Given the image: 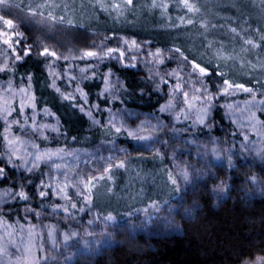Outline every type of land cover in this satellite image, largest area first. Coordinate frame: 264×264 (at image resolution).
<instances>
[{
  "label": "rangeland",
  "instance_id": "rangeland-1",
  "mask_svg": "<svg viewBox=\"0 0 264 264\" xmlns=\"http://www.w3.org/2000/svg\"><path fill=\"white\" fill-rule=\"evenodd\" d=\"M161 1L168 5L174 4L172 8L175 11L181 10L187 20L194 19L195 25L199 22L207 23L205 41L212 47L218 46L214 55L231 57L221 62L222 72L226 74L227 79L233 83H242L241 77L248 78L255 86L260 84V88L264 89V68L260 66L259 59L255 57V47L245 43L247 40H252L254 44H257L264 37V0H212L214 4H210V0H190L200 9L196 17L180 5V0H156L157 4ZM9 2L18 5V7H13L14 12L24 19L23 23L27 27L37 25L36 23H39L37 26L42 29L48 26L49 9H43L44 17L36 16V22L28 16L30 7L35 10L36 5L45 3V0H9ZM50 2L59 5L51 10L52 15L57 17L55 22L63 16V21L67 23L71 21L69 25H73L74 28L95 35H98L99 31L107 32L115 27L131 31L146 28L147 26L139 27L138 23L146 25L153 15L152 22L154 19H161L157 8L151 7L152 0H134L131 9L125 10L124 15L118 18L114 11H102L98 6V0H50ZM99 2L110 6L112 3H122V0H99ZM205 11L214 16L201 18ZM4 13L8 12L4 11ZM10 13H13L12 9ZM20 13H24V16ZM233 28L236 32L231 31ZM161 31L159 28L154 31L157 39L162 38L159 36ZM9 32L11 34V30ZM224 33H226L225 37ZM180 36L190 43L193 33L187 28ZM180 36L174 34L175 38H180ZM221 37L223 39L220 40ZM79 38L84 37L79 36ZM127 41L128 44L123 43L127 46L126 53L135 52L134 57L144 58V61L133 59L135 66L147 67L149 64L156 68L157 61L161 60L159 57L148 53L145 48L133 46L132 40ZM136 45L139 44L136 43ZM17 50L20 51L19 47ZM12 55L2 43L0 67L7 63L8 67L14 70L16 64L24 60L6 59ZM49 59L51 61L48 62L46 69L49 74L50 72L56 74L51 76L58 78L56 64L52 62L53 57ZM13 70L0 72V93L7 95L6 89L9 83L16 93H19L21 88L28 89L32 93L31 84L13 81L10 75ZM80 70L81 68H77L75 72L73 66H68L65 71L66 78L71 80V77H75L78 80L82 74ZM6 75L9 78L1 79ZM240 93L243 91L239 90L237 94ZM253 95L255 100H253ZM228 97L230 96L227 95L226 99H229ZM15 100L16 103L13 106L17 110L7 118L9 123L19 120L20 125H24V118H28L27 125L24 127L12 123L10 129L9 138L19 137L22 142L19 154L25 155V150L29 154H35L37 151L55 152L32 147L35 144L28 137V133L37 134L38 129L43 130L44 133L48 130L56 132L52 130L58 128L56 121L49 123L48 113L47 115L35 113L36 127L33 129V110L26 107L21 115L20 96L17 95ZM261 100H264V96H256L254 91L252 95L242 97L236 102H228L231 108L224 106L227 108L225 129L220 122L211 117V114L207 121L208 126L195 123V110L189 111L184 104L179 106L174 117L169 114L172 108L167 111L169 118L173 120L171 124H167V127H164V120L161 116H144L128 111L107 113L104 121L105 127L115 125L113 128H121L120 132H125V135L128 131H132L137 135L151 136L152 139L141 141L132 137V154L126 146L108 143L99 146L101 150L72 151L68 154L60 152L62 159L53 157L52 161L39 162V167H44V179H41L38 184V196L41 188L44 187V190L48 191L52 199L50 214L28 210L25 213L29 216L10 223L5 217L6 212L0 209V264H74L81 255L98 256L104 249L114 246L115 240L110 229L122 223L130 227L128 228L132 230L131 235L143 234L149 239L177 235L181 233V223L174 210L183 208L182 216L185 217L188 216L186 210L192 213L195 205L186 201L184 192L197 184L210 186L214 196L222 198L230 187V179H234L238 182L246 199L264 195V105L259 104ZM249 101L252 103H247ZM253 112L255 119L252 118ZM101 113L98 115L95 112L91 113L93 126L100 121ZM185 114L188 116L187 119H185ZM39 118L42 120L40 121ZM1 124L5 129L3 119H0ZM42 125H48V127L43 128ZM16 127H18V133L14 134L13 129ZM142 127L143 130H141ZM214 127L222 133L215 134L212 131ZM199 132L203 135L199 136ZM131 155L134 157L125 161L126 156ZM165 158H168L169 164L165 162ZM160 160H163V163ZM120 161H124V168L116 166ZM15 163L21 162L15 161ZM31 163L30 159L29 166ZM57 163L61 165L60 169L53 166ZM109 165H111V171L105 172V168ZM220 167L228 170L229 178L224 181H219L216 175V170ZM240 168L245 173L247 172L246 181H243L242 175L237 177L235 174ZM182 171H187L188 182L182 178ZM169 175L177 180L179 192L171 184ZM101 176L103 179H100ZM88 178H92V183L89 185L91 188L90 203L83 198L89 193L79 183L80 180L87 182ZM48 184H51L52 188H48ZM65 184L68 185L67 188L64 187ZM57 186L63 188L70 199H64L63 192L58 191ZM222 187L226 190L222 191ZM20 190V186L14 192L0 189V208L5 204L15 202L18 197L16 193ZM78 190L81 195H77ZM5 192H11L12 195L4 197ZM79 201L84 205L78 207ZM153 202L157 203L158 211L150 207ZM72 204L76 207L72 208ZM87 204L89 207L86 206ZM65 208L67 212L64 211ZM109 214L115 217V222L105 220ZM41 215L46 219H40L36 224L33 219ZM78 221L79 225H77ZM62 224L65 227H61ZM72 233H76V236L65 243L64 236ZM86 244L87 247H85ZM255 260L246 262L251 264Z\"/></svg>",
  "mask_w": 264,
  "mask_h": 264
},
{
  "label": "trees",
  "instance_id": "trees-1",
  "mask_svg": "<svg viewBox=\"0 0 264 264\" xmlns=\"http://www.w3.org/2000/svg\"><path fill=\"white\" fill-rule=\"evenodd\" d=\"M210 1V4H214L215 0ZM160 3L163 2L158 4ZM173 5H170L166 13L161 8H157L161 19L156 16L158 19L152 22L153 15L146 25L138 23L139 27L147 26L146 28L131 31L115 27L107 32L99 31L98 35L82 32L73 25L59 20L48 21L45 29L37 26L39 23L27 27L23 23L24 19L16 15L14 8H12L13 13L10 14L0 11V15L12 19L18 26L16 30L23 34L19 49L28 47L32 49L31 55L17 63L10 73L13 81L31 84L32 93L36 97L35 113L44 115L48 113L50 115L47 116L48 122L56 121L58 126L56 132L48 130L44 133L43 130L38 129L37 134L28 133V137L38 149L55 152L62 149L61 153L68 154L72 151L101 150L99 146L115 143L126 146L132 154L133 138L125 135L123 131L117 133L112 126H104L107 113L128 111L144 116H161L164 127H167V124H171L173 120L169 118L167 111L161 112L160 109L171 100L175 106L169 114L174 117L176 110L183 104L179 93L173 95L177 82L181 83L184 91L189 92V98L196 94V88L201 87V80L209 86L214 96L216 95L217 86H220L222 81L216 72H222L223 67L221 63L223 59L219 58V55H214L218 46L209 47L205 41L207 29L202 25L207 23L199 22L195 25L193 22L190 24L193 27H190L189 20L183 16L184 13L181 10L175 11ZM197 13L192 14L196 17ZM20 15L24 16V13ZM28 16L36 22L35 17ZM213 16L214 14L205 11L201 18ZM3 27V23L0 22V28ZM158 28L162 30L159 35L161 39L154 36V31ZM187 28L193 33L190 43L180 36ZM174 34H178L180 38H175ZM225 35L226 33L224 37ZM79 36L84 38L80 39ZM124 40H135L148 53L154 54L159 49V58L163 63L157 61L156 68L149 64L147 67L131 66L136 65L133 59L144 61V58L134 57L135 52L127 54L125 49L127 46L123 45ZM0 41L2 44V38ZM257 44L260 47H255V57L264 68V39ZM44 47L55 51L61 57L60 59L53 57L54 61H52L56 64L58 78L51 76L46 69L48 62L51 61L50 56L39 55ZM109 47L123 51V59H118V53H113V57H105L104 52ZM175 49H180V52H176ZM84 51H97L102 59H80ZM181 53L188 59L184 60ZM66 56L67 60L64 59ZM193 60L208 68L212 73L211 76L200 77L198 70L194 73L191 65ZM216 65H219L218 69ZM68 66H73L75 72L77 68L86 71L78 80H68L65 73ZM29 76L31 81L28 79ZM177 76L181 78L177 80ZM4 77L1 79L9 78L7 75ZM241 79L246 87L252 88L253 93L255 91L256 96H264V89L260 88V84L255 86L250 79L243 77ZM53 81L60 89L59 92L51 87ZM106 87L107 91H105ZM77 88L82 89L86 94L87 103L81 93L77 92ZM238 91L229 94L230 100L226 99L225 95H219L212 102L211 117L220 122L223 129L227 127L225 121L227 108L224 106L253 94L247 92L237 94ZM65 95L75 99L66 100L63 98ZM81 106L84 111L80 110ZM45 109L48 112H45ZM89 112H95L96 115L102 112L97 125H92L91 116L87 114ZM17 129L18 127L13 129L14 134L18 133ZM218 130L216 127L212 129L215 134L222 133ZM201 135L203 133L199 132V136ZM3 137L4 127L1 124L0 167L5 168L6 176L0 179V189L14 192L20 186L29 197L27 201L17 197L12 204H5L0 208L6 212L7 221L12 223L13 220L29 216L25 213L28 210L50 214L52 199L48 191L46 192L43 187L40 190L47 194L43 198L38 196V184L44 179V167H38L32 173L10 167L6 159L8 147ZM132 157L134 155L126 156L125 161ZM160 161L163 163V160ZM165 162L169 164L168 158H165ZM235 174L237 177L242 175L243 181H246L247 172L245 173L242 168L237 169ZM216 175L219 181L229 178L225 167L218 168ZM230 182V187L222 198H216L211 187L206 184H197L185 190L186 201L193 203L195 208L187 217L182 216L183 208L179 210L181 233L149 239L143 234L131 235L130 227L122 223L110 229L115 240L113 247L104 249L95 257L81 255L74 264H243L257 257H264V195L246 199L238 182L234 179H230ZM83 205L81 201L78 202V207ZM86 206L89 207L88 204ZM40 219L46 218L41 215L33 220L36 223ZM77 223L80 224L79 221ZM61 227H65L64 224Z\"/></svg>",
  "mask_w": 264,
  "mask_h": 264
},
{
  "label": "snow or ice",
  "instance_id": "snow-or-ice-1",
  "mask_svg": "<svg viewBox=\"0 0 264 264\" xmlns=\"http://www.w3.org/2000/svg\"><path fill=\"white\" fill-rule=\"evenodd\" d=\"M134 0H122V3H112L110 6H105L103 3H100L98 0V6L100 7V9L104 12H109L114 11L117 14V18L119 16L124 15L125 10H130L131 7L133 6ZM180 5L186 9L188 12L190 13H197L200 11V9L196 6L195 3L190 2V0H180ZM13 7H18V5L12 4L9 2V0H0V11H5L8 12L10 14V9H12ZM56 7H59V5L50 2V0H45V3H40L36 5V9L33 10L30 7V15L32 17H44V11H42L43 9H49L48 12V16L47 19L51 20V21H56L57 17L52 15V9H55ZM152 8H161L163 9V11L166 13L168 8L170 7V5L166 4V3H160L157 4L156 0H152V4H151ZM64 17L60 16L59 17V21H63ZM0 22L3 23V28H0V38H2V43L4 45H6L7 49H9L11 51V53L13 54L12 57H6V59H12L14 58L15 61H21L24 57H27L29 55H31L32 49L31 47L28 48H21L20 51L17 50V48L21 45V42L23 40V34L19 33L16 29H17V25L14 23V21L12 19H7L5 17V15H0ZM194 21L193 20H189L188 23L192 24ZM69 23H71V21H69ZM202 27L207 28V25H202ZM9 30H11V34L9 32ZM232 32H236V29H231ZM19 37V38H16ZM261 39H264V37H262ZM125 44H128L127 40H124ZM246 44L252 45L253 47H260L259 44H254V42L252 40H247L245 41ZM131 44L133 46L139 47V45H136V41L133 40L131 42ZM209 47H211V45H209ZM176 52H180V49H175ZM113 53H118V56L120 59H123L124 57V52L117 49V48H107L106 52H104V56L105 57H113ZM39 55L44 56V57H54L55 59H60L61 57H59L57 55V53L55 51H52L51 49H49L48 47H44L42 51H40ZM153 55L159 57L160 56V50L158 49L156 53H154ZM181 55L183 56V54L181 53ZM219 55V58L221 59H231V57L229 56H224V55ZM85 58H100L102 59V57H100V53L97 51H84L82 56H80V59H85ZM65 60L68 59V57H64ZM184 60H187L188 57L183 56ZM160 63H163V60L159 61ZM191 65L193 68V72H197L198 70V75L200 77H208L211 76V72H209L208 68L201 66V64L197 63L195 60L191 61ZM131 66H135V65H131ZM217 69L219 68V65L215 66ZM12 68L8 67V64L5 63L2 67H0V72H5V71H12ZM81 73H84L86 71V69H81L80 70ZM50 75H56L55 73L50 72ZM172 75H175V73H172ZM216 75L222 78L221 81V85L217 86V91H216V95L214 96V94L212 93L211 89L209 88V86L203 81L201 80V87L200 88H196L195 89V93L194 95H192L191 98H189V92L188 91H184L182 88L181 83L177 82L174 86L173 89V95H175L176 93H179L182 96V102L183 104L188 108L189 111L191 110H195L196 112V118H195V123L202 125V126H208L207 125V121L210 117L211 114V109L213 108V100L215 98H218L219 95H229V94H233L235 90H240L243 92H247V93H253V89L252 88H248L245 86V84L243 83H233L232 81H230L227 78H224L226 76V74L224 72L221 71H217ZM88 78V77H85ZM29 81H31V76L28 77ZM71 79H75V77H71ZM177 80H179V77H177ZM165 83H167V81H165ZM51 87H53L57 92L60 91V89L56 86L55 81L52 82ZM77 92L81 93L82 98L84 99L85 103H87V99H86V94L83 93L82 89L77 88L76 89ZM107 87L105 88V91H107ZM230 90H233L232 92H230ZM7 95L0 93V119L4 120V123L6 125L5 129H4V140L7 144L8 147V153L6 155V159H7V163L10 167L12 168H22L26 173H32L34 169L39 167V162L41 161H52L53 157H57L59 159H62V157L60 156V152H62L63 150H58L57 152H51V151H45V152H39L37 151L35 154H29L26 152L25 150V155H21L20 153V148L22 147V142L20 141L19 137H15L13 139H10V129L12 126V123H15L17 125H20V121L19 120H14L11 123H9L8 121V117L12 116L13 112H15L17 109L13 106L16 103L15 97L17 95L20 96V101H19V111L20 114L23 115L24 110L26 107H30L33 110V129H35L36 125H35V109H36V103H35V95L33 93H31L28 89L25 88H21L19 90V93H16L11 86V83H9L8 88L6 89ZM64 99L68 100V99H75L74 97H70L65 95L63 97ZM253 100H255V96L253 95ZM247 103H252L251 101L247 102ZM200 105L199 107L197 105ZM259 104L264 105V100L259 101ZM175 105L173 104V102L170 100L169 103L165 106H162L160 111L164 112V111H168L169 109L173 108ZM98 108V106H96ZM226 107L231 108V105H227ZM81 111H84L83 106H81L80 108ZM45 112H48L47 109H45ZM89 116H91V112L87 113ZM131 115V114H129ZM188 116L187 114H185V119H187ZM252 118L255 119V113H252ZM25 119V124L24 125H20L21 127H24L25 125H27V117L24 118ZM177 119H179V116H177ZM41 127L43 128H47L48 125H42ZM113 127H115V125H113ZM53 131H58V129L53 128ZM141 130H143V127L141 128ZM115 131L117 133H119L121 131V128L116 127ZM128 136L134 137L137 140H141V141H146V140H151L152 137L151 136H142V135H137L136 133L132 132V131H128L127 132ZM46 139V137H45ZM245 139H247V137H245ZM32 147L34 148H38L37 145H32ZM121 151H126V150H121ZM32 160L31 166H29V160ZM14 161H20L21 163L17 164ZM231 163V161H229ZM56 169H60L61 165L60 164H54L53 165ZM118 168H124L125 167V163L124 161H120L117 165ZM111 171V165H109V167L105 168V172H109ZM182 178L184 179L185 182L189 181V176L187 171H182L181 172ZM6 176V172H5V168L4 167H0V179H3ZM100 179H103V176L100 177ZM109 179H111V177H109ZM169 180L171 181V184L173 186H175V190L177 192H179V186L177 184V180L174 179L171 175H169ZM253 182H255L253 180ZM43 183V182H42ZM80 185L83 186V189L88 192V195H85L83 198L86 202L90 203L91 202V188L89 187V185H91L92 183V178H88L87 182H85V180H80L79 181ZM48 188H52L51 184L47 185ZM65 188L68 187L67 184H65L64 186ZM73 187H75V185H73ZM58 191L63 192V198L68 200L70 199V197L68 196L67 192L64 191L63 188H59V186H57ZM226 190V189H221ZM47 193L45 191H40L39 192V196L41 198H43ZM9 195H12L11 192H5L3 194L4 197H7ZM16 195L22 199L27 201L29 199V197L27 196V194L25 193V191L20 190L18 193H16ZM77 195H81V192L78 190L77 191ZM72 208H75L76 205L72 204L71 205ZM150 207L156 209L157 211L159 210V207L157 205L156 202H153L152 205H150ZM65 212H67V208L64 209ZM80 211H83V209H80ZM147 211V210H145ZM170 211H173L172 209H170ZM177 212L178 214V209L174 210ZM188 212V215H191V211L190 210H186ZM106 221H112L115 222V217L112 216L111 214H109L106 218ZM91 223V221L89 222ZM51 235V233H50ZM89 235H91V233H89ZM76 236V233H72V234H66L64 236V242L67 243L70 239H72L73 237ZM99 243V242H97ZM85 247H87V244L85 245ZM246 264H248V262H246ZM251 264H264V257H257L255 261L251 262Z\"/></svg>",
  "mask_w": 264,
  "mask_h": 264
}]
</instances>
